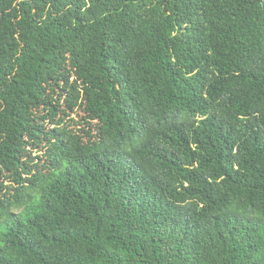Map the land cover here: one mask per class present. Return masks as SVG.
Returning a JSON list of instances; mask_svg holds the SVG:
<instances>
[{
	"label": "trees",
	"instance_id": "trees-1",
	"mask_svg": "<svg viewBox=\"0 0 264 264\" xmlns=\"http://www.w3.org/2000/svg\"><path fill=\"white\" fill-rule=\"evenodd\" d=\"M262 1L0 0V264H264Z\"/></svg>",
	"mask_w": 264,
	"mask_h": 264
},
{
	"label": "water",
	"instance_id": "water-1",
	"mask_svg": "<svg viewBox=\"0 0 264 264\" xmlns=\"http://www.w3.org/2000/svg\"><path fill=\"white\" fill-rule=\"evenodd\" d=\"M262 5H263V7H264V0L262 1Z\"/></svg>",
	"mask_w": 264,
	"mask_h": 264
},
{
	"label": "rangeland",
	"instance_id": "rangeland-1",
	"mask_svg": "<svg viewBox=\"0 0 264 264\" xmlns=\"http://www.w3.org/2000/svg\"><path fill=\"white\" fill-rule=\"evenodd\" d=\"M75 117V116H74Z\"/></svg>",
	"mask_w": 264,
	"mask_h": 264
}]
</instances>
